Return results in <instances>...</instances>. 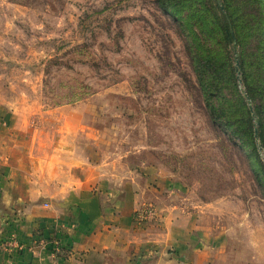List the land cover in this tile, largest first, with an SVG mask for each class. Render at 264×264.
Wrapping results in <instances>:
<instances>
[{
    "label": "rangeland",
    "instance_id": "rangeland-1",
    "mask_svg": "<svg viewBox=\"0 0 264 264\" xmlns=\"http://www.w3.org/2000/svg\"><path fill=\"white\" fill-rule=\"evenodd\" d=\"M233 50L237 82L207 94L155 0H0V101L56 138L70 130L109 174L150 177L135 224L159 232L182 221L189 238L185 249L153 252L264 264V149ZM246 60L257 76L259 65ZM247 110L261 161L215 123Z\"/></svg>",
    "mask_w": 264,
    "mask_h": 264
},
{
    "label": "crops",
    "instance_id": "crops-1",
    "mask_svg": "<svg viewBox=\"0 0 264 264\" xmlns=\"http://www.w3.org/2000/svg\"><path fill=\"white\" fill-rule=\"evenodd\" d=\"M151 189L137 170L109 174L93 163L70 130L56 138L0 101V245L19 242L0 249V264H205L208 252H153L185 249L189 238L182 221L137 227Z\"/></svg>",
    "mask_w": 264,
    "mask_h": 264
},
{
    "label": "trees",
    "instance_id": "trees-1",
    "mask_svg": "<svg viewBox=\"0 0 264 264\" xmlns=\"http://www.w3.org/2000/svg\"><path fill=\"white\" fill-rule=\"evenodd\" d=\"M159 9L175 24L185 40L188 53L205 93H222L223 84L237 82L234 43L240 51L246 92L259 120L258 135L264 149V0H155ZM221 3V4H220ZM251 10V8H255ZM255 43L250 51V44ZM252 58L259 65L257 76L248 73ZM214 113V110H213ZM231 116V115H230ZM216 124L230 132L234 141L260 155L254 137L251 110L230 119L215 116Z\"/></svg>",
    "mask_w": 264,
    "mask_h": 264
},
{
    "label": "built area",
    "instance_id": "built-area-1",
    "mask_svg": "<svg viewBox=\"0 0 264 264\" xmlns=\"http://www.w3.org/2000/svg\"><path fill=\"white\" fill-rule=\"evenodd\" d=\"M8 243V244H7ZM8 246H18L19 247V242L17 240H12V241H8V242H5L3 244L0 245V249L4 248V247H8Z\"/></svg>",
    "mask_w": 264,
    "mask_h": 264
},
{
    "label": "water",
    "instance_id": "water-1",
    "mask_svg": "<svg viewBox=\"0 0 264 264\" xmlns=\"http://www.w3.org/2000/svg\"><path fill=\"white\" fill-rule=\"evenodd\" d=\"M220 4H221V3H220ZM237 64L239 65V59H237ZM237 71L239 72L238 67H237ZM254 114H255V113H254ZM255 132H256V136H258V129H256Z\"/></svg>",
    "mask_w": 264,
    "mask_h": 264
}]
</instances>
